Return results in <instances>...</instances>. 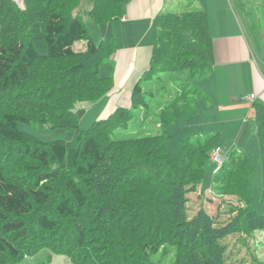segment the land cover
<instances>
[{
	"label": "rangeland",
	"instance_id": "rangeland-1",
	"mask_svg": "<svg viewBox=\"0 0 264 264\" xmlns=\"http://www.w3.org/2000/svg\"><path fill=\"white\" fill-rule=\"evenodd\" d=\"M188 1L170 0L171 3L167 5V9L176 11L180 6L187 5ZM194 1L192 6H196ZM234 1L241 26L251 32L253 39L258 41L264 50V0ZM92 5L93 0H77L76 3L69 4L71 8L68 15H77L82 22H91ZM13 6L24 9V0H0L1 21H6L5 10ZM107 14L116 15L117 11L110 9L103 16ZM98 26L91 23L87 29L95 43L99 41L100 27L98 29ZM74 50V56L55 61L53 67L47 63L41 64V67L46 68L44 69L46 73L38 72L40 75L38 80L35 79L17 90L0 95V116L3 112H9L24 118L17 124L23 132L21 142L0 140V172L4 177L22 185L31 195V210L20 218L26 235L16 242L14 235L8 236L18 256L10 261L12 257L10 254H0V261H4V264L9 262L14 264L16 261H18L16 264H83L85 262L88 264H140L141 261H145V264H176L181 258L180 264H182L190 252L186 247L182 249L175 245L177 240H181L180 235H183V228L178 234L180 225L183 220L207 213L213 219L211 224L213 227L224 228L226 223L232 224V228L224 232V235L214 238L215 242L219 239L224 247L222 264H264V205L260 200L261 162L258 139L249 118V104L237 109L218 110L220 115H213L218 100L216 96L205 91L208 103L211 102V104L200 108L195 114L179 118L177 125H174L182 126L184 131L170 130L172 138L165 144L167 151L174 153L184 150L180 160L174 162V167L165 163L168 159L164 151L158 150L155 154L151 153V157L145 156L146 152L136 151L130 144L131 138L143 139L145 134L153 135L161 129L160 122L166 110L153 103L158 98L154 97L151 100L153 102H149L148 108L133 110L132 118L126 122L111 125V133H116L114 136L108 135L102 128H97L91 135L110 153V158L114 161L112 163L114 177L120 181L112 186L113 190L103 189L104 195L94 192L91 194L84 187L81 177L69 160L63 164L49 161L44 165L33 159L27 152L28 148L39 149L44 140L63 138L68 145L72 147L75 145L77 130L70 126L72 124L67 122V118H72L83 108L84 112L79 117L78 127L86 129L100 117L105 108L104 100L101 98L92 102V100L76 97L73 98L74 102H71L66 92L58 94L51 91V83L61 72L67 71L69 67L85 59L92 58L86 52L83 42H76ZM166 50L162 53L170 55L169 50ZM99 58L104 57L100 55ZM171 58L175 61L176 57ZM190 65L192 69L208 72V68L198 67L196 61ZM178 66L182 67L180 63ZM95 69L102 68L95 63L86 69L85 75L88 76V82L98 79L92 73ZM192 69L186 70L188 74L192 73ZM178 74L183 77L188 75ZM165 77L168 78V76ZM198 79H193V85H198ZM188 85L189 82L185 83L180 77L171 81V85L169 83L159 95L162 96L167 107L178 95L179 101L174 104V107L179 109L184 101V94L190 90ZM76 92L83 95L82 92L86 90L80 87ZM65 96L66 100L60 102L56 100L57 97ZM172 116L169 115L167 119ZM234 120L240 121L239 124H235ZM220 121L224 124L214 123ZM210 123L214 125H209ZM206 124L209 127H205ZM215 133L219 134L210 142L204 138L205 135ZM149 139L151 138L139 141L146 144ZM158 142L164 145V141L160 139L154 141L155 144ZM214 145L221 146L223 153L227 155L244 153L250 159L252 165L249 176L250 204L245 193L238 190V181L234 180L233 176L228 181H215L213 184L214 166L210 155ZM102 166V171L107 170L106 164ZM200 166L203 167V174L196 172ZM169 168L186 179L180 206L176 207L179 209V215H182L181 218L170 214L172 208L167 204V198L163 192L160 193L161 204L156 207V210L160 212L156 214L149 210L150 195L159 186L158 181L152 180V177L154 174L162 176ZM54 174H57V178H54ZM48 175L49 177H44ZM68 182L75 183L84 194L86 203L83 207L74 199ZM32 190L42 191L45 194L44 204L33 199ZM63 198L69 201V206L76 213L74 218L65 219L59 213L57 207ZM103 207H109L110 211L105 212ZM42 214L55 222L52 230H47L40 225L38 218ZM78 224L85 229V237L89 239V244L85 245L83 250L79 249L76 242L80 238V232L75 227ZM214 229L219 232L225 230ZM182 240L189 241L187 234L183 235ZM105 253L109 256L108 258L103 255ZM85 256L89 257V260Z\"/></svg>",
	"mask_w": 264,
	"mask_h": 264
},
{
	"label": "trees",
	"instance_id": "trees-1",
	"mask_svg": "<svg viewBox=\"0 0 264 264\" xmlns=\"http://www.w3.org/2000/svg\"><path fill=\"white\" fill-rule=\"evenodd\" d=\"M73 2L76 3L77 0H24V9L13 6L5 10L6 21L0 20V95L17 90L35 79L38 80L40 72L46 73V70L44 71L46 68L41 67V64L47 63L53 67L55 61L74 56V44L76 42H83L86 52L92 58L85 59L69 67L67 71L61 72L57 79L51 83V91L58 94L66 92V96L71 102H74L73 98L76 97L95 102L108 93L112 87L114 71V63L109 59V55L115 48L110 19L120 15L127 0H93L90 17L92 18L91 22L98 24L100 27V37L97 43L92 40L86 25L77 15H68L71 8L69 4ZM188 4L180 6L176 11L168 9L154 17V39L150 69L146 72L147 75L132 89L131 107H117L105 118L94 120L86 129L78 127L79 117L84 112L83 108L80 109L72 118H67V122L72 124L70 126L75 127L77 130L75 145L73 147L68 145L63 138L44 140L41 142V146L39 145V149L30 150L28 148L27 152L30 153L33 159L44 165L48 164L49 161H57L63 164L69 160L72 167L78 172L79 177H81L84 187L91 194L94 192L95 194L104 195L103 189L113 190L112 186L120 181L114 177L115 172L112 171L114 161L110 158V153L91 135L93 131L102 128L108 135L112 134L114 136L116 133H111V125L114 123L121 124V122H126L132 118L133 110L150 107L149 102H153L151 100L154 97H158V101L154 100L153 103L157 107L166 110L163 112V119L160 123L170 125L186 113H193L196 110V103L192 99L193 94L205 102L208 101V96L205 93L200 89H195L197 91H194V93L190 85H188L190 90L184 94V101L179 109L174 107V104L179 101L178 95L173 98L174 102L171 101L168 107L162 96L159 95L168 87L169 83L171 85L173 80L182 77L185 83L188 84L190 79L210 73L213 52L207 11L201 6H192V1ZM110 9L117 11V14L103 16ZM166 49L169 50L170 55L162 53ZM105 51L109 52L105 54ZM100 55L104 58H99ZM171 57H176L175 61ZM194 61L197 62L198 67L208 68V72L204 73L201 69H192L190 63ZM95 63H98L102 69L92 71L98 79L88 82L85 71L91 64ZM178 63L182 67H179ZM191 69L193 70L192 73L188 74L186 70ZM178 73L188 75L183 77ZM165 76H168V78ZM144 81L150 82V87L147 89L143 88V84L146 83ZM80 87L86 90V92H82L83 95L76 92L77 88ZM66 96L63 98L57 97L56 100L58 102L66 100ZM252 108L251 121L258 139L261 162L262 189L260 200L264 205V104L254 102ZM169 115L173 116L167 119ZM23 119L20 115L3 112L0 116V140L21 142L23 132L17 127V124ZM160 128L153 135L145 134L143 139L141 137L131 138L132 142L130 144L136 151L146 152L145 156L151 157V153L155 154L158 150L164 151L168 159L165 163L174 167V162L180 160L184 150L169 153L165 144L172 138L171 131L163 127L162 124ZM217 134L219 133L208 134L204 138L207 142H210ZM148 138L151 139L146 144L139 141ZM156 139L164 141V145L160 142L155 144ZM103 164H106L107 170L102 171ZM196 172L203 174V167L200 166ZM251 172L252 165L246 154L239 153L232 156L230 153L227 155V161L221 170L214 174L213 184L215 181H228L233 176V179L238 181V190L245 193L244 195L250 204L251 183L249 176ZM44 177H49V175ZM55 177L57 178V174H54ZM152 178V180L158 181L159 186L150 195L149 210L156 214L160 212L156 210V207L161 204L159 201L162 197L160 193L163 192L167 198V204L172 208L170 214L176 218H181L182 215H179V209L176 207L180 206L181 193L184 190L183 185L186 179L171 171V168L165 170L162 176L154 174ZM68 186L74 199L83 207L86 198L80 188L73 182H68ZM31 193L35 201L44 204L46 197L42 191L32 190ZM30 198L31 195L28 190L19 183L4 177L0 172V254H10L12 256L10 261L17 258L18 253L8 240V236L14 235L16 242L26 235L20 218L27 215L31 210ZM57 208L65 219L74 218L76 215L69 206V201L65 198L62 199ZM103 208L105 212L110 211L109 207ZM38 220L40 225L47 230H52L55 227V222L44 214L40 215ZM182 222L178 234L183 228L182 233L183 235L187 234L189 241L182 240L183 235H180L181 240H177L175 245L182 249L186 247L190 252L182 264H222L221 257L224 247L219 239L215 242L214 238H216L215 236L220 238L224 235V232L232 228V224L226 223L227 225L223 226L224 228L222 226L213 227L211 225L213 219L207 213H202L198 217H191V219ZM75 227L80 232V238L76 240L77 245L80 250H83L82 248L89 244V239L85 237L86 231L82 225L78 224ZM214 228L225 230L219 232ZM196 249L199 250V253ZM103 255L106 258L109 257L107 253ZM85 258L89 260V257L85 256ZM180 260L181 258L177 260L176 264H180ZM17 262H14V264ZM0 264H4V261H0ZM9 264L11 263L9 262ZM140 264H145V261H141Z\"/></svg>",
	"mask_w": 264,
	"mask_h": 264
},
{
	"label": "crops",
	"instance_id": "crops-1",
	"mask_svg": "<svg viewBox=\"0 0 264 264\" xmlns=\"http://www.w3.org/2000/svg\"><path fill=\"white\" fill-rule=\"evenodd\" d=\"M170 3V0H127L120 15L110 19L115 41V48L109 55L114 63L113 81L110 91L101 97L105 108L99 118L117 107H131L132 89L150 69L154 17L168 10L167 5ZM194 3L207 11L213 60L210 73L190 79L189 85L193 92L201 87L203 93L207 91L216 96L218 105L213 115H220L218 110L237 109L249 104L251 118L252 103L264 104V50L253 39L251 32L241 26L234 0H195ZM91 23L84 22L87 29ZM197 78L199 88L192 83ZM148 87L149 81L143 84V88ZM250 93H254L251 101L247 99ZM192 99L196 103V110L186 115L195 114L200 108L211 104L194 94ZM178 119L171 125L163 122L160 125L169 130L184 131L182 126H176ZM233 122L238 125L240 121ZM214 123L224 124L222 121ZM204 126L209 127L207 124Z\"/></svg>",
	"mask_w": 264,
	"mask_h": 264
},
{
	"label": "built area",
	"instance_id": "built-area-1",
	"mask_svg": "<svg viewBox=\"0 0 264 264\" xmlns=\"http://www.w3.org/2000/svg\"><path fill=\"white\" fill-rule=\"evenodd\" d=\"M253 98L254 93H250L247 97V99H249L250 101ZM210 160L212 161L214 166L212 169V173L217 174L221 170L222 166L226 163L227 154L223 153L221 146L217 145L211 151Z\"/></svg>",
	"mask_w": 264,
	"mask_h": 264
}]
</instances>
